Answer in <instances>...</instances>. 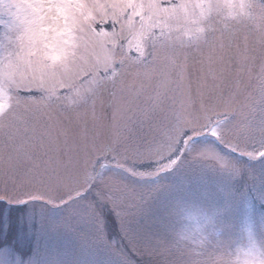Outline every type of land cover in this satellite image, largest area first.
<instances>
[{
	"label": "rangeland",
	"instance_id": "obj_1",
	"mask_svg": "<svg viewBox=\"0 0 264 264\" xmlns=\"http://www.w3.org/2000/svg\"><path fill=\"white\" fill-rule=\"evenodd\" d=\"M106 2L109 0H100L101 4ZM248 2L258 4L262 0ZM107 11L111 14L114 10L109 7ZM229 13L228 9L211 13L216 29L211 44L193 43L184 48L189 78L195 84L211 68L221 84L222 96L233 97L232 107L236 111L252 101L258 109L264 30L259 18L253 22L238 18L239 10ZM206 17L207 13L201 16L200 10H196L194 19L201 21L200 26H207ZM124 19L126 14L121 20L109 19L96 27L120 32ZM168 23L174 38L184 30L185 41L191 38L187 30L196 27L193 20H185L182 14L179 20L173 18ZM134 25L131 31L125 29L115 47V76L113 68L105 70L103 66L113 54L110 43L95 37L87 46L78 41L75 62L100 65L99 83H90L89 76L76 80L83 89L94 90L89 93L87 104L73 103L71 96L65 99L67 90L60 89L56 103L39 106L37 111L29 97L39 98L41 93L35 89L20 93L23 102L16 106V111L31 114L32 120L41 126L52 125L50 145L42 148L28 144L22 133L15 141H7L5 132L0 130V200L5 203H0V238L8 234L13 206H24L23 211L17 212L15 239L0 247V259L7 264H176V253L165 251L176 232L187 235L197 252L201 247L193 241L207 238L213 245L219 242L222 246L219 252L207 249L212 257L259 249V236L264 237V200L260 198L264 193V158H249L205 129V134L193 141L195 151L184 155L189 146L181 147L183 159L177 166L155 176L141 177L125 171L131 168L133 172H153L158 164H167V160L140 158L133 149L143 152L153 141L162 140L170 122L180 115L172 110L174 106L168 100L165 103L169 109L164 116L143 119L142 112L148 111L157 91V76L149 79L146 73L155 74L163 68L170 48L159 47L155 60L149 54L151 47L142 55L133 43L141 26L140 17H135ZM154 31L159 35L160 28ZM75 35L79 37L81 33ZM200 104L201 100L194 95L189 106L193 115H199ZM217 111L214 128H221L225 121L235 118V113L223 106ZM17 145H23V149L18 151ZM25 151L33 154L31 161L25 158ZM217 154L224 159H218ZM50 156L62 165L61 180L53 186V193L65 202L58 198L50 203L47 196L44 200H27L23 193L40 195L41 191L25 182V173L33 163L43 167L42 162ZM233 164L240 168L238 175L231 171ZM85 171L94 179L79 189L77 200L70 201L66 193L69 187L82 183ZM72 195L75 197L76 193ZM17 196L25 201L12 202ZM89 204L93 205L94 216L88 215Z\"/></svg>",
	"mask_w": 264,
	"mask_h": 264
},
{
	"label": "snow or ice",
	"instance_id": "obj_2",
	"mask_svg": "<svg viewBox=\"0 0 264 264\" xmlns=\"http://www.w3.org/2000/svg\"><path fill=\"white\" fill-rule=\"evenodd\" d=\"M111 7L114 11L109 14L107 9ZM96 15H93L95 10ZM119 9L118 11H115ZM199 9L201 16L207 13L208 24L200 26L201 21L196 20V10ZM222 9L230 10V15L239 10L237 17L247 18L253 22L259 18L261 28L264 30V0L261 3H249L248 0H109L104 4L100 0H0V26L3 32L0 33V130L5 132L7 141H15L21 133L28 144L35 143L39 147H47L53 141V126H43L35 123L31 114L19 113L16 106L23 101L20 97L22 91L31 92L38 90L39 98L29 97L31 106H50L56 103L60 97V89H66L68 96L73 97V103L87 104L91 98L89 93L93 89H83L76 83L81 76H89L90 83H99L97 80L99 63L87 61L75 62L76 51L79 43L85 46L92 37L106 40L113 48L111 59L104 63L105 70L113 68L115 76L114 50L118 46L125 29H134L135 17H140L141 26L138 30L137 39L133 41L137 50L142 55L151 47L150 55L156 59L159 47L170 48V54L166 63L157 73H146L149 79L157 76V91L153 103L148 111L142 112L143 119L152 120L157 115L164 116L169 105L165 102L171 100L173 111L179 112V118L170 122L163 139L153 141L148 148L140 152L133 149L143 159L156 158L158 161L167 160V164H158L153 172H133L131 168L125 171L137 176H155L169 168L177 166L182 162L181 147L187 144L184 155L195 151L193 141L202 137L205 129L211 131V135L217 137L221 143H227L233 150H238L249 158H264V64L261 65L259 74L260 104L257 109L255 101L243 105L241 110L236 111L232 107V96L224 98L221 94V84L217 83V75L209 68L207 76L197 78L195 84L189 78V71L186 64L184 48L195 43L197 46L203 42L211 44L215 28L211 20L213 11L220 12ZM258 10V11H257ZM242 13V15H240ZM127 15V19L121 22L120 32H107L103 27L97 29L96 25H104L106 20L118 21ZM182 14L185 20H193L196 27L188 29L191 38L187 41L181 35L173 37L171 25L168 20L180 19ZM99 17V19H97ZM235 18V17H234ZM220 23H224L221 21ZM224 27H228L224 24ZM160 28L159 35L154 31ZM81 33L79 37L75 33ZM67 37V39H65ZM222 47V46H221ZM243 58L244 54H240ZM139 59V58H138ZM209 63H212L211 54ZM125 63L124 60L120 61ZM69 64L72 67L69 68ZM210 77V78H209ZM110 79V78H109ZM196 95L201 104L197 110L199 115H193L189 109L193 96ZM206 99V102H205ZM7 104V107H6ZM30 106V113H31ZM223 106L226 111L235 113L233 120H227L221 128L213 127V117L219 115L217 108ZM206 121V123L201 122ZM9 145L6 143L5 147ZM17 150L23 149V145H17ZM203 154V153H201ZM32 153L25 151V158L32 160ZM217 158L223 160L217 154ZM43 167L33 163L32 167L25 173V182L33 185L40 195H33L32 192L23 193L27 200H44L48 197L51 203L54 199H61L53 193V186L61 180L60 165L54 157H49L42 162ZM123 168V165H120ZM11 170V167L10 169ZM231 171L239 174L240 168L233 164ZM94 179L90 172L85 171L82 183L77 182L69 187L66 193L70 201L80 197L79 189ZM75 192L74 197L72 193ZM7 199V197H5ZM264 200V193L261 194ZM25 200L18 196L12 202L21 203ZM88 215L94 216L93 205H88ZM97 218V224L99 219ZM189 237L183 232H176L170 247L166 246L165 251L175 249L176 264H223L227 253H221L219 257L208 255L207 249L219 252L221 245L207 238L193 241L201 247L197 252L189 242ZM251 255V252L247 253ZM207 256V259L198 257ZM0 264H7L0 259ZM19 264V262H18ZM244 264H264V250L260 251L255 259L245 260Z\"/></svg>",
	"mask_w": 264,
	"mask_h": 264
},
{
	"label": "trees",
	"instance_id": "obj_3",
	"mask_svg": "<svg viewBox=\"0 0 264 264\" xmlns=\"http://www.w3.org/2000/svg\"><path fill=\"white\" fill-rule=\"evenodd\" d=\"M0 203L1 204H5L4 201L0 200ZM14 213L13 215L11 214V217L13 218L12 221H10L9 225H8V234L3 238H0V247H2L3 245H5L6 243H9V242H12L13 239H15L16 235H17V232H18V224H19V221H18V214L17 212L19 211V213L21 211L24 210V206L22 205H14ZM12 207V208H13ZM0 217H2V213L0 212ZM2 219H0L1 221Z\"/></svg>",
	"mask_w": 264,
	"mask_h": 264
},
{
	"label": "clouds",
	"instance_id": "obj_4",
	"mask_svg": "<svg viewBox=\"0 0 264 264\" xmlns=\"http://www.w3.org/2000/svg\"><path fill=\"white\" fill-rule=\"evenodd\" d=\"M259 238L260 240L258 250L254 247L251 251V255H247V253H239L238 255L236 253H233L231 255H227L223 261V264H244L245 260L255 259L260 251L264 250V237L259 236ZM172 251H175V249H172ZM232 256H237V258L233 259ZM166 264H168V262H166Z\"/></svg>",
	"mask_w": 264,
	"mask_h": 264
}]
</instances>
